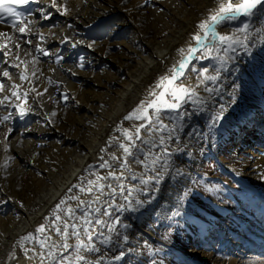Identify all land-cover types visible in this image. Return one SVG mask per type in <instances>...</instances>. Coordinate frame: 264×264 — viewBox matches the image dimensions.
Instances as JSON below:
<instances>
[{
    "label": "bare ground",
    "instance_id": "1",
    "mask_svg": "<svg viewBox=\"0 0 264 264\" xmlns=\"http://www.w3.org/2000/svg\"><path fill=\"white\" fill-rule=\"evenodd\" d=\"M144 1L128 0L126 7L129 11H126L124 0H58V7L63 5L67 8L65 15H61L57 7H48L51 0H38L33 5L45 8L51 15L44 20L39 11L33 14L30 30L22 37V40H31L32 44L22 43V49L34 50L38 44L50 49L49 57H42L35 51L32 53L40 56L41 64L38 66L44 73L34 80V86L40 91L48 88L43 98L44 110H55L57 115L55 124L48 125L43 120L44 113L39 112V105H35L38 112L28 115L30 130L27 132L18 116L13 117L20 129L7 142L8 155L14 157L12 160H7L4 152L10 122L2 125L4 132L0 129V264H40L39 258L28 259L17 242L29 233L43 239L35 232L37 226L46 223L43 217L74 183H80L79 177L89 175L86 171L89 165L99 163L100 149L105 147L106 140L111 135H120L114 131L115 126L131 123L123 121V117L143 100L149 86L180 58L177 49L187 47L188 43L195 45L191 36L197 31L196 25L213 6V0H172L163 4L160 11V6H147ZM113 16H118V22ZM243 22L252 25L250 31L253 35L249 44L254 43L255 46L250 47L248 53L238 50L233 56L235 63L227 65L230 71L221 73L219 86L222 92L211 100V107H225L222 122L217 124L214 133H209L205 127V115L194 116L187 122L202 134L196 137L182 135V142L188 144L186 152H192L191 157L179 154L173 158L183 169V177L166 178L158 198L146 206V210L121 215V220L131 225L126 231L128 241L123 248L120 247L123 241L117 240L115 235L113 243L107 247L97 244L108 258L125 251L122 261L111 264H149L146 261L151 255L148 246L165 249L167 264H264V88L261 84L264 80V33L256 32L258 27L264 29V12H258L248 21L241 18L238 22L228 23L218 31H230ZM113 25H120L123 39L112 42L111 45H119V50L110 52L107 39L101 40L98 36ZM0 31L12 32L3 24H0ZM19 35L14 33V37ZM66 38L68 43H61ZM77 40H94L96 43L93 49L83 45L74 49L71 42ZM10 47L13 53L6 59L9 63H16L14 44ZM58 51L64 58L60 65L52 62ZM106 54L124 71L122 81L119 74L110 70H86L88 60H93L97 66ZM19 55L22 59H29L23 50ZM81 56L85 57L84 69L76 67ZM203 66L210 70L219 67L207 60ZM4 67L7 65L0 67V72ZM68 68L77 75L64 70ZM22 69L23 65L10 71L19 73ZM14 77L0 99L9 94L8 88L12 84H21L19 76ZM79 77L90 78L95 86L85 88L83 84L87 80L82 81ZM49 79L52 84H49ZM189 82H194V79ZM57 84L70 97L66 104L62 100L59 105L48 100L49 94L60 99ZM32 86L25 80L21 92ZM9 111H15L11 103L7 104V110L0 111V117L8 115ZM38 120L44 126L36 123ZM21 133H24L23 137ZM50 133L58 134L60 138L47 140ZM209 159L217 162L223 176L229 179L228 184L233 180L238 185L237 191L231 192L236 198L228 197L235 208L213 199L208 201L211 208L204 210L194 204L199 214L196 211L193 216L187 212L184 202L180 211L188 214V240L180 244L174 238L162 239L165 234L162 227L176 207L177 194L188 192L189 197L198 176L209 177L204 174L203 166ZM133 169L138 173L144 171L141 165H133ZM100 171L103 174L106 170ZM89 179L95 177L89 176ZM69 204L74 205L75 202L69 201ZM50 234L53 241L59 239L54 232ZM69 243H75L74 239ZM23 244L25 248L41 250L35 240ZM11 252H15V260L8 258ZM32 255L29 251L28 256ZM170 255L172 259H169Z\"/></svg>",
    "mask_w": 264,
    "mask_h": 264
},
{
    "label": "snow or ice",
    "instance_id": "2",
    "mask_svg": "<svg viewBox=\"0 0 264 264\" xmlns=\"http://www.w3.org/2000/svg\"><path fill=\"white\" fill-rule=\"evenodd\" d=\"M127 2L128 0H124L125 9L129 11L126 7ZM37 3L38 0H0V24H6L12 30L11 33L0 31V53H2L0 67L7 65L0 72V93L5 91L4 80L18 75L21 81V84H12L8 88L9 94L0 99V111L7 110L8 103H11L15 109L14 112L9 111L8 115L0 117V125L10 122L4 145L7 160L14 159L13 156L8 155L7 143L17 123L13 117L18 116L19 122L24 125L27 132L30 130L27 117L31 113H37L38 109L35 105H39V112L44 113L43 120L48 125H54L56 122L54 118L57 112L44 110L43 98L48 93V88L40 91L34 86V80L39 79L44 73L38 66L41 64L40 56H34L32 53L35 51L42 57H49L50 49L40 44L36 45L34 50L22 49V43L32 44L31 40H22V37L30 30L33 14L39 11L44 20H48L51 15L45 8L33 7ZM57 5L58 0H51L48 7H57L60 14L65 15L67 8ZM61 8L63 11L60 10ZM258 12H264V0H213V6L207 9L205 18L197 23V31L191 36L195 45L188 43L187 47L177 49L180 58L149 86L143 100L123 117V121L131 123L128 126L123 124L115 126L114 131L119 132L120 135L109 136L105 147L100 149L99 163L89 165L86 169L89 175L79 177L80 183H74L53 205L49 214L43 217L46 223L40 224L35 229L43 239L29 233L17 242L28 259L39 258L40 264H45V261L47 264H111L113 261L119 262L124 259L126 254L124 250L108 258L107 253L101 247H97V244L107 247L113 243V235H115L117 240L123 241L120 244L123 248V244L128 241L126 231L131 225L124 223L121 215L146 210V206H150L158 198L161 185L166 178L183 177V169L174 162L173 158L179 154L191 157L192 152H186L188 144L182 142V135L196 137L202 134L199 129L189 126L188 121L194 116L205 115V127L209 133H214L217 124L222 122L225 107L221 106L219 109L211 107V100L222 92L219 86L221 73L230 71L227 65L235 63L233 56L238 50L248 53L250 47L255 45L249 44L253 33L250 31L252 25L248 22L240 23L230 31H218V28L238 22L241 18L245 21L251 20ZM5 16L10 19V24L4 19ZM68 27H72L71 23ZM256 32L264 33V29L258 27ZM14 33L20 35L14 37ZM61 43H68L67 38ZM95 43L94 40L91 42L77 40L71 42V47L75 49L83 45L93 49ZM10 44H14L16 50V63H9L6 59L13 53ZM21 50L25 51L29 59L20 57ZM63 59V55L58 51L52 62L60 65ZM206 60L218 64L219 67H212L210 70L208 66H203ZM21 65L23 69L19 73L10 71L12 68L20 69ZM76 67L85 68V57L78 58ZM64 70L73 76L77 75L72 68ZM193 79L194 82L190 83L189 81ZM25 80L33 86L21 92ZM48 82L53 83L50 79ZM57 92L60 99L49 94L48 100L57 105L62 100L66 104L70 97L59 88L58 84ZM36 123L44 126L39 120ZM186 128L187 132H185ZM23 135L24 133H21L22 137ZM133 165L143 166L144 171L136 172ZM4 167L6 168L7 164ZM100 170L106 171L101 174ZM89 176H94L95 179H89ZM133 181L136 183H131ZM188 195V192L177 194L176 207L166 217L167 219L171 220L181 215L180 206ZM69 201H74L75 204H69ZM50 232H54L59 239L53 241ZM72 239L75 243L70 244L69 240ZM162 239H168V234H164ZM33 240L40 245V251L24 247L23 242ZM45 242H48L47 247ZM148 247L151 251V246ZM29 251H32V256H28ZM8 258L15 260L17 258L15 252L9 253Z\"/></svg>",
    "mask_w": 264,
    "mask_h": 264
},
{
    "label": "rangeland",
    "instance_id": "3",
    "mask_svg": "<svg viewBox=\"0 0 264 264\" xmlns=\"http://www.w3.org/2000/svg\"><path fill=\"white\" fill-rule=\"evenodd\" d=\"M172 0H145V4L147 6L152 5L153 7L160 6V11L163 10L165 3L171 2ZM163 5V7H162ZM114 21L116 22L118 19V16L115 18L113 16ZM106 20H109L108 18ZM118 22V21H117ZM57 21H55L54 24H56ZM120 26V25H119ZM119 26L114 27L110 26L109 29H104V34L99 35L101 40L107 39L108 42V50L116 51L119 50V45H111L112 42H119L122 38V29ZM59 32H62L61 30ZM61 34V33H59ZM58 35V34H57ZM56 39V37H54ZM55 47V46H54ZM53 47V48H54ZM108 54L104 55L101 61V64L97 65L94 64V61L88 60V65L86 66V70L88 69H95V71H107L110 70L113 72V74H119L118 78L119 80H123L125 77V73L116 63H114L110 58ZM94 65V66H93ZM120 70V72H119ZM80 78V77H79ZM15 77L13 76L12 79H6L4 81L5 88L8 84L13 83ZM83 80H87V83L84 81L83 86L87 88L89 85L95 86L93 83H91L90 78H80ZM79 84H81L79 82ZM262 87L264 88V80L261 81ZM4 94V92H3ZM2 93H0V96ZM9 125V124H8ZM7 125V126H8ZM6 126V127H7ZM0 129L2 132H4V129L2 125H0ZM20 129V126H15V129L13 133H11L10 139H13L14 136L18 133L17 131ZM47 140L54 139L57 140L59 137L58 134L50 133V135L46 136ZM71 141V140H70ZM1 142V140H0ZM44 148V144H42ZM204 174L209 175V178L207 176H204L203 174L198 176L196 179V182L194 183V191H192V194L188 197L186 196L185 206L187 209V212L195 216V212L197 211V214H199V211L196 209L194 204L197 206L202 207V209L211 208L210 203H208L209 200L215 199L216 201H221L225 203H229L230 208H235V204L232 202L231 198H236L235 193H231L232 191H237L238 185L233 181L231 184H228L227 181L229 180L227 177H224L220 169L218 168V164L215 160H207L204 162ZM232 186V187H231ZM228 189V191L226 190ZM229 199V200H228ZM189 202V203H188ZM8 210V207L6 209V212ZM201 211V210H200ZM234 211V210H233ZM181 212V211H180ZM185 214V212H181V215L178 217H173L171 220L168 219L165 226L162 227V231L165 232V234H168V237L174 238L176 241H178L180 244L185 243L188 240V234L187 230L189 228L190 222L188 221V214ZM212 212V211H210ZM204 213V212H203ZM155 249H160L159 247H151V255L148 256V259L146 260L149 264H167L165 257H167V253L165 249H160V251H155ZM172 259V256H169V259Z\"/></svg>",
    "mask_w": 264,
    "mask_h": 264
}]
</instances>
